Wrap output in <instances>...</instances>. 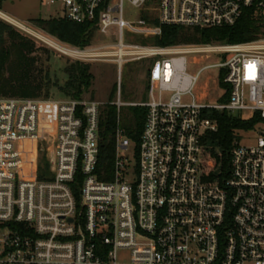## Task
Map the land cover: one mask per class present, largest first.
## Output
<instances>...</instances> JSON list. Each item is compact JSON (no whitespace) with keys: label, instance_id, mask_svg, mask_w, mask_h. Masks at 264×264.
<instances>
[{"label":"built area","instance_id":"obj_1","mask_svg":"<svg viewBox=\"0 0 264 264\" xmlns=\"http://www.w3.org/2000/svg\"><path fill=\"white\" fill-rule=\"evenodd\" d=\"M134 9L127 15L125 3ZM62 18L95 30L92 43L51 45L82 63L148 62V98L111 105L146 110L135 148L118 128L109 180L97 173L101 114L92 100L0 99V264H264V29L252 41L160 46L165 26H235L264 0H41ZM0 19L23 24L0 10ZM27 27V26H26ZM27 32V31H26ZM99 37L100 45H93ZM58 40V39H57ZM212 55L215 64L202 66ZM189 66H197L195 74ZM208 68L225 71L229 97L216 104L193 90ZM209 110L228 111L256 144L230 150V169L202 176ZM136 145V143H135ZM47 165L40 179V167ZM80 176V177H79ZM123 257V258H122Z\"/></svg>","mask_w":264,"mask_h":264},{"label":"trees","instance_id":"obj_2","mask_svg":"<svg viewBox=\"0 0 264 264\" xmlns=\"http://www.w3.org/2000/svg\"><path fill=\"white\" fill-rule=\"evenodd\" d=\"M4 0H0V5ZM31 22L55 37L61 42L76 46H89L95 36V30L89 25L76 24L62 18H35ZM264 29V20L248 10L244 17L232 27L212 29H185L177 26H165L163 36L156 39L160 46L185 44H201L212 42L242 43L255 40ZM9 42V45L7 43ZM34 45L31 40L17 32L12 26L0 21V98H39L45 94L50 97L53 84L50 78L46 83L39 79L33 69L35 64ZM14 58V59H12ZM12 60V61H11ZM64 73L67 80L59 88L66 97L81 99L92 86L93 74L89 64L74 62L69 64ZM225 71L220 72V86L226 90L222 103L227 102L229 92L224 83ZM117 86L112 89L110 100ZM111 102V101H109ZM146 110L140 107H125L118 113L115 106L105 104L101 114L100 154L97 173L102 180L111 178L116 155V132L121 128L125 134L136 143L143 131ZM206 116L218 124L216 132L206 135L204 143L209 147L202 156V176L205 181H212L213 173L220 167L226 175L230 169V150L240 130H251L260 121L258 117L250 121H243L228 111L209 110ZM40 169V179H43ZM80 177V176H79Z\"/></svg>","mask_w":264,"mask_h":264},{"label":"rangeland","instance_id":"obj_3","mask_svg":"<svg viewBox=\"0 0 264 264\" xmlns=\"http://www.w3.org/2000/svg\"><path fill=\"white\" fill-rule=\"evenodd\" d=\"M124 8L127 15L134 14V9L129 5L128 2L125 3ZM0 10L30 29L31 32H26L7 23L21 35L32 41L35 50L32 56H34L36 59L35 64H33L35 74L39 79H42L43 83H46L47 79L50 78V81L53 84L49 98H45V94L43 93V95L39 98L27 99H73L64 96V94L60 92L59 88L63 86L67 80V76L64 73L65 68L69 64L79 61L64 56L52 46H50V44L46 43L42 37L56 42L59 40L39 29L31 22V20L35 18L48 19L52 16H56L60 14L59 9L57 7H43L41 4V0H4L0 5ZM0 21L2 20L0 19ZM99 40V37H97L95 40L96 42L93 43V45L99 46L101 42ZM212 43L222 44L226 42ZM7 45H9V42L7 43ZM218 61H220V56L212 55L211 59L205 60L202 63V66L215 64L218 63ZM84 64L90 65L91 73L93 74L94 78L92 81V86L90 87L89 91L82 96L81 100H92L100 102L102 104L112 103L117 97V92L116 94L114 92L111 100L110 94L112 92V89L115 88L119 77L122 82V100L124 102L137 103L147 100L148 89L145 79V70L148 62L145 61L127 63L123 66L120 74L118 72L117 66L113 63L95 62ZM198 70L199 67L197 66H189L188 68V72L191 74H195ZM220 72V69L208 68L200 74V79L193 90V94L198 100L209 104L222 102V97L226 93V90L220 86ZM5 99L26 100L15 97H9ZM237 138L242 146H252L256 144L257 134L252 130H240L237 134ZM135 148V143H132L131 147L126 152L129 156V161L132 166H134L136 163ZM46 167L47 165L45 163H42L40 169L45 170Z\"/></svg>","mask_w":264,"mask_h":264},{"label":"bare ground","instance_id":"obj_4","mask_svg":"<svg viewBox=\"0 0 264 264\" xmlns=\"http://www.w3.org/2000/svg\"><path fill=\"white\" fill-rule=\"evenodd\" d=\"M23 28H24L25 31H27V32H31L30 29H29L28 27L24 26ZM42 38H43V40H44L46 43L51 44V45H54L53 42H52L50 39H48V38H44V37H42Z\"/></svg>","mask_w":264,"mask_h":264}]
</instances>
